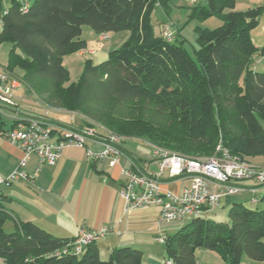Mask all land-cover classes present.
Masks as SVG:
<instances>
[{
    "label": "trees",
    "instance_id": "1",
    "mask_svg": "<svg viewBox=\"0 0 264 264\" xmlns=\"http://www.w3.org/2000/svg\"><path fill=\"white\" fill-rule=\"evenodd\" d=\"M0 1V43L10 42L7 69L22 78L45 104L78 112L106 134L139 137L154 150L188 157H208L222 143L248 160L264 155V70L254 65L264 56L252 31L264 4L237 9V0H207L194 7L200 20L223 16L210 29L196 25L198 47L191 55L184 40L156 37L151 13L171 0H9ZM199 1V0H198ZM97 33L129 31L120 47L99 63L88 58L78 81L66 83L64 58L87 48L83 27ZM90 128L83 122H65ZM8 119L0 113V133ZM12 124V122H11ZM93 128V127H91ZM123 150V147L120 146ZM131 161L138 164L137 158ZM234 201L227 220L203 215L174 233H166V264H198L197 250L218 252L220 264H243L244 256L264 261V206ZM2 194V193H1ZM12 217L0 198V257L4 264H143V250L131 244L109 249L103 259L94 238L77 249L76 236L57 235L30 220L12 230Z\"/></svg>",
    "mask_w": 264,
    "mask_h": 264
},
{
    "label": "crops",
    "instance_id": "2",
    "mask_svg": "<svg viewBox=\"0 0 264 264\" xmlns=\"http://www.w3.org/2000/svg\"><path fill=\"white\" fill-rule=\"evenodd\" d=\"M263 1H254V4H262ZM247 2L249 4V0ZM128 36L129 32L124 38ZM252 37L258 47L264 45V13L258 27L252 31ZM86 41L87 48L67 55L64 64L73 55H85L89 47V41ZM91 53L93 55L96 52ZM3 68L6 67L2 65ZM25 86L22 82L20 87ZM36 99L38 104L37 96ZM21 107L22 113L37 114L31 108ZM7 122L6 126L9 127L11 121ZM121 146L122 158L114 166L109 165L106 159L89 158L87 149H103L102 142L93 138H89L84 146L67 147L54 164L41 162L40 156L31 154L23 167L29 177L3 186L2 201L12 214L8 220L11 226L15 227L21 220H30L62 236H76L81 228L96 231L107 226L109 231L99 240L100 251L101 244L107 252L111 247L131 244L140 247L145 253V247L160 232L168 233L165 230V224L168 223L159 224V211L154 205L130 211L126 209V201L121 193L125 180L122 169L131 166V156H134L141 167L156 172L158 169L153 166H158V157L153 146L142 139L126 138ZM23 156L21 148L0 133V175L6 177L17 169ZM163 179V188L176 192L189 183L187 178L170 179L166 174ZM250 181L244 182L246 189L225 196L216 207H229L234 201L247 202L239 194L255 189L256 186ZM232 195L239 196L232 198Z\"/></svg>",
    "mask_w": 264,
    "mask_h": 264
},
{
    "label": "built area",
    "instance_id": "3",
    "mask_svg": "<svg viewBox=\"0 0 264 264\" xmlns=\"http://www.w3.org/2000/svg\"><path fill=\"white\" fill-rule=\"evenodd\" d=\"M161 32L163 38L168 41L175 37L169 23L161 25ZM105 37L106 34L102 38ZM21 83L22 80L9 69L0 70V113L6 119L10 117L12 122L7 127L5 136L24 153L17 169L6 177L0 175V198L5 184L29 177L23 167L31 154L40 156L41 162L54 164L67 147L84 146L89 138H93L102 142L103 149L100 152L87 149L89 158L106 159L111 166L119 163L123 155L120 146L126 139L124 136L73 127L52 119L48 110L37 114L20 112L22 107L15 99V90ZM154 152L158 157V170L150 172L131 161L130 167L122 169L125 180L121 193L128 211L149 205L156 206L160 225L183 222L203 215L219 206L225 196L246 189L244 182L247 180H254L259 185L264 184V168L231 154L222 143H219L215 153L208 157L192 158L158 149ZM166 172L170 179L187 178L189 183L180 192L165 189L163 178ZM253 200H257V197ZM108 231L107 226L96 231L81 228L75 240L77 249L80 250L94 238H101ZM155 239L164 243L166 234L160 232Z\"/></svg>",
    "mask_w": 264,
    "mask_h": 264
},
{
    "label": "rangeland",
    "instance_id": "4",
    "mask_svg": "<svg viewBox=\"0 0 264 264\" xmlns=\"http://www.w3.org/2000/svg\"><path fill=\"white\" fill-rule=\"evenodd\" d=\"M3 6H7L10 1L9 0H0ZM26 1V0H25ZM31 1V0H29ZM253 1V2H251ZM254 1H263V0H249V4L247 0H239L237 4V9L245 10L249 7L258 5L254 4ZM207 3V0H171L169 7L166 8L161 4H157L151 13V20L154 25V33L156 37H162L161 25L163 23H169L171 29L174 31L175 36L179 38V40H184L185 46L190 52L191 55L195 56V50L198 47L197 43V33H196V25H201L202 27H208L210 29L217 28L223 23V16L220 14H214L205 20H200L197 16L192 15L193 9L198 4L204 5ZM264 1L262 2V4ZM129 31H116V32H108V33H97L90 26L85 25L83 27L82 37L89 41V47L85 51V55L80 57L78 54L73 55L65 60V65L70 67V76L66 83H71L74 81H78L81 77L86 58L93 59V62L99 63L103 59L108 57L109 51L120 47V45L127 39L124 38ZM106 34L107 37L103 38V35ZM130 34V32H129ZM124 39V40H122ZM12 48V43L10 42H2L0 43V69L3 66H7L9 61V53ZM93 50V51H92ZM96 52L93 55H90ZM80 60V63H78ZM71 62V64H69ZM258 71L264 70V56H261L259 60L255 64ZM15 73L22 78L23 70L20 67L15 68ZM19 96V97H18ZM15 99L21 103V106L26 108H31L34 112L37 113H45L48 111L51 113V117L59 120H63L65 122L76 121L78 123L83 122L86 125H91L90 129H97L98 131H107L103 130L98 123H88L87 118L78 112H72L63 108H55L45 104L42 101H38V105L36 103V94L30 89L28 86L20 87L15 90ZM46 106V107H45ZM8 121H11L10 117H7ZM262 125L264 126V120H261ZM125 138H137L139 137H125ZM143 140V139H142ZM147 142V141H146ZM149 143V142H148ZM94 152H100L101 148L98 150L93 149ZM92 150V151H93ZM23 158V157H22ZM247 161L251 162L253 165L264 168V155H256L250 157ZM155 167V168H154ZM154 169H158V166H153ZM167 175V172H166ZM252 185H255V189H251V191H247V193L241 192L239 195H243V198L247 199L246 203H249L251 199L254 197L260 198L263 193V189L259 187L256 181H250ZM238 195V196H239ZM237 195H232V198L238 197ZM252 207L262 208L264 206L263 201L259 200L257 203H252ZM228 205L225 207H214L213 210L207 212L205 216L213 217L217 220L224 221L228 218ZM187 220L183 222H172L165 224V230L168 233H174L179 230L181 227L187 223ZM9 222V221H8ZM7 222V223H8ZM6 223L5 227L7 230H12L13 226H11V222L9 225ZM153 232V230H150ZM155 234V232H154ZM264 239V238H263ZM101 251V257L106 259L108 257L107 251L104 249L103 245ZM150 246V247H149ZM148 247H145V253L143 256V264H166L167 253L164 248V244L152 240ZM198 262L204 264H220L222 259L218 252L207 249H198L197 250ZM4 259L0 257V264H2ZM243 264H264L263 262H253L248 257L244 256Z\"/></svg>",
    "mask_w": 264,
    "mask_h": 264
}]
</instances>
